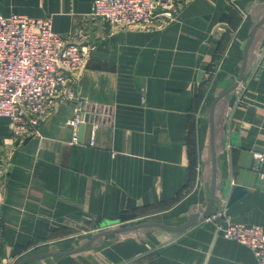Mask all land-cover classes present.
Listing matches in <instances>:
<instances>
[{"label":"crops","instance_id":"0c3cea01","mask_svg":"<svg viewBox=\"0 0 264 264\" xmlns=\"http://www.w3.org/2000/svg\"><path fill=\"white\" fill-rule=\"evenodd\" d=\"M94 2L0 0V14L52 17L54 30L67 35ZM262 19L264 0H193L164 29L89 23L90 35L81 41L94 48L78 83L89 121L81 134L67 124L72 104L42 123L41 136L23 141L10 120L0 118V179L6 180L0 264L75 249L108 223L181 225L203 214L212 197L211 104L237 81L245 46ZM263 52L264 23L254 34L244 78ZM262 64L242 103L233 90L215 106L217 181L210 213L222 199L230 219L264 228V162L254 158V151L264 152ZM28 264L258 260L249 246L219 235L217 224L204 218L180 232L143 227L103 236L80 252Z\"/></svg>","mask_w":264,"mask_h":264},{"label":"built area","instance_id":"2783aa9c","mask_svg":"<svg viewBox=\"0 0 264 264\" xmlns=\"http://www.w3.org/2000/svg\"><path fill=\"white\" fill-rule=\"evenodd\" d=\"M189 1L95 0L91 12L67 35L54 30L52 17L0 14V118H8L14 135L23 141L41 136L42 123L58 107L74 103V116L67 124L77 129L85 121L78 83L94 48L91 42L81 41L90 35L89 23H108L113 29L158 30L175 21ZM262 61L264 52L249 77L235 90L238 104L244 101L250 82L259 76ZM95 130L91 145H95ZM254 158L264 162V152L254 151ZM5 188L6 180L1 178L0 194ZM226 206V201L219 199L218 208L205 221L215 222L218 234L224 238L249 246L258 264H264L263 226L233 221ZM3 248L0 200V253Z\"/></svg>","mask_w":264,"mask_h":264},{"label":"water","instance_id":"95a60500","mask_svg":"<svg viewBox=\"0 0 264 264\" xmlns=\"http://www.w3.org/2000/svg\"><path fill=\"white\" fill-rule=\"evenodd\" d=\"M263 23H264V19H262V21H260L256 25V27L254 28V30L252 32L251 38L249 39V41L247 42V44L245 46L244 62H243V65H242V68L240 71V75H239L237 81L231 87L226 89L223 93L218 95L213 100V102L211 104L210 123H211V133H212L211 144H212V151H213L212 197L210 199L209 204L207 205V208L203 212V214H199V213L194 214L190 217L189 221H187L186 223L181 224V225H171V224H167V223H164L161 221H144V222L135 223V224H131V225H122L120 227H116V228H112V229H106V230L99 231V232L95 233L93 235V237L91 239H89L86 243L82 244L81 246H79L75 249L68 250V251H61V252L49 251L46 253L33 254V255H30V256L25 257L22 260L18 261L17 264H28L34 260H38V259H42V258H46V257H59V256L77 253V252H80V251L86 249L90 245H92L100 237L107 236V235H112V234L121 233V232L129 231V230L143 228V227H159V228L165 229V230L180 232V231H183L184 229L191 227V226L195 225L196 223L204 220V218H206L210 214L212 205L216 199V181H217V169H216V167L217 166H216V147H215V143H214V134H215L214 110H215V106L221 98H223L224 96L228 95L233 90H235V88L239 85V83L244 79V76L246 74L247 63H248L249 49H250V46L252 44L254 34H255L257 28L260 25H262ZM85 121L86 122L89 121V115H86ZM79 127H80V134H81L82 129H84V127H85V124L81 123L79 125ZM112 224H114V223L105 224V225H103V227H109V226H112Z\"/></svg>","mask_w":264,"mask_h":264},{"label":"rangeland","instance_id":"374dc122","mask_svg":"<svg viewBox=\"0 0 264 264\" xmlns=\"http://www.w3.org/2000/svg\"><path fill=\"white\" fill-rule=\"evenodd\" d=\"M191 1H193V0H190L189 2H185V3H184V6L182 7V9H181V11L179 12V14H178L177 17L180 16V14H181V13L184 11V9L190 4ZM168 25H169V24H168ZM168 25H166L165 27H167ZM165 27H164V28H165ZM164 28H161V29H164ZM220 70H222V67L219 65V66H217V68H215L213 74L219 73ZM238 86H239V85H238ZM238 86H237V87H238ZM237 87L235 88V90H237ZM71 104L75 107V104H74V103H71ZM145 220H156V217H146ZM131 223H139V222H138V221L124 222V223L120 224V226H121V225H125V224H131ZM112 227H113V226L103 227V225H101L99 228H97L98 231H95V233H97V232H99V231L106 230V229H110V228H112ZM114 227H116V226H114ZM86 228H87V227H86ZM93 229H94V227H93ZM92 232H93V231H92ZM21 260H22V259H21ZM18 261H20V259H16V258H14V259H12L11 262H9V264H17Z\"/></svg>","mask_w":264,"mask_h":264},{"label":"trees","instance_id":"16d2710c","mask_svg":"<svg viewBox=\"0 0 264 264\" xmlns=\"http://www.w3.org/2000/svg\"><path fill=\"white\" fill-rule=\"evenodd\" d=\"M125 220V219H124Z\"/></svg>","mask_w":264,"mask_h":264}]
</instances>
